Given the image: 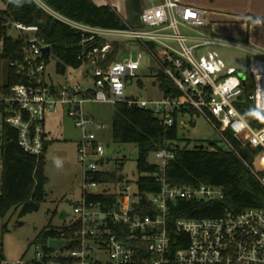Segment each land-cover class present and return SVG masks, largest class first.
I'll use <instances>...</instances> for the list:
<instances>
[{
  "label": "built area",
  "instance_id": "2783aa9c",
  "mask_svg": "<svg viewBox=\"0 0 264 264\" xmlns=\"http://www.w3.org/2000/svg\"><path fill=\"white\" fill-rule=\"evenodd\" d=\"M43 10L76 31L85 40L104 39L100 48L87 52L86 70L91 85L79 83L52 85L44 81L46 62L41 48L49 46L34 25L13 22L11 26L24 37L23 57L16 65L21 75L6 95H0V127L7 124L17 132L20 148L33 155L43 150L44 121L48 114L64 109L80 129L76 156L81 165V194L70 201L72 219L66 223L71 236L63 233L55 239L69 243L59 250L41 245L31 264H264V210L245 208L239 211L224 206L214 216L177 217L168 220L171 204L176 199L222 200L220 186L171 185L164 178V168L174 157L172 149L163 146L153 152L154 171H141L133 183L125 180L96 179L107 172L104 147L95 134L86 129L94 124L91 116L81 111L84 102L126 103L150 111L165 126L178 116L198 114L206 118L220 138L233 150L224 136L226 130L240 146L258 149V165L252 171L264 187V125L253 128L236 108L234 101L242 92V78L233 67H226L217 47H236L247 52L253 91L248 95L253 107L264 111V52L210 33L205 11L175 0L149 2L141 7L139 23L124 21L120 28H103L70 20L34 0ZM27 33H30L29 36ZM124 42L123 52L104 68L95 65L111 42ZM134 46L149 58L146 71L155 77L160 70L177 91L156 99L128 97L130 78L138 76L142 52L130 57ZM50 48V47H49ZM50 52V51H49ZM103 129V125L96 124ZM149 177L159 184L157 191L140 190L138 179ZM132 185V188H131ZM101 187V189H98ZM102 196L104 200L89 197ZM0 264H23L21 260Z\"/></svg>",
  "mask_w": 264,
  "mask_h": 264
},
{
  "label": "trees",
  "instance_id": "16d2710c",
  "mask_svg": "<svg viewBox=\"0 0 264 264\" xmlns=\"http://www.w3.org/2000/svg\"><path fill=\"white\" fill-rule=\"evenodd\" d=\"M52 11L73 21L86 25L103 28H120L124 26L123 19L109 6H97L91 0H38ZM0 61L3 62L0 72V95H6L9 88L16 83L21 75L16 72V65L23 57L24 37H12L8 29L13 22L24 25H34L38 28L50 52L57 58L56 71L63 73L66 66L71 68L82 67L87 61L86 54L92 48H100L104 39H86V34L74 30L62 21L54 18L43 10L34 0H0ZM129 25H136L138 15H133ZM250 21H261L259 18L249 17ZM138 24V23H137ZM124 42H111L108 52L103 57L98 53L95 65L104 68L112 62L119 52H123ZM47 54L43 59L46 62ZM85 70V74H86ZM152 85L156 86L163 95L175 94L171 82L160 70L155 71ZM244 78L242 92L234 104L241 115L253 128L264 125V111L256 110L248 99L253 91L252 76L248 67V59L241 70ZM2 105H0L1 107ZM173 124L163 125L150 111L136 106H127L126 103L113 104L111 117V136L115 141L134 143L137 146L138 156L136 167L141 171H154L155 165L147 162L149 153L160 147L172 149L174 157L164 168V178L171 185L197 186L209 184L220 186L224 196L222 200H184L176 199L168 212L171 222L177 217H203L217 215L226 206L235 211L245 208H259L264 210V187L254 176L252 171L257 170L254 155L258 149L240 146L239 142L226 130L224 136L233 150L222 148L215 143L207 146L188 144L178 146L174 144L178 130V115L172 113ZM49 141H44L43 150L38 155L23 151L17 143V132L7 124L0 127V217H4L10 209H19V216L34 212L45 196L44 175L45 150ZM115 181L116 176L111 173H101L96 179ZM140 190L157 191L159 184L152 178L138 179ZM95 200H104L106 197L92 196ZM4 229V228H3ZM61 231L64 237L71 236V230L62 224L58 227L45 225L35 235L30 244H39L47 250L45 242L55 237ZM2 245L0 242V260H3Z\"/></svg>",
  "mask_w": 264,
  "mask_h": 264
},
{
  "label": "rangeland",
  "instance_id": "374dc122",
  "mask_svg": "<svg viewBox=\"0 0 264 264\" xmlns=\"http://www.w3.org/2000/svg\"><path fill=\"white\" fill-rule=\"evenodd\" d=\"M148 4V1L140 0L141 7ZM131 18L127 17L126 22L131 23ZM137 23L139 17L135 24ZM17 32L12 26L8 29V34L11 36H16ZM139 52H142V58L138 76L129 79L126 94L136 99L159 98L161 92L152 85L153 77L144 67L149 58L137 46L132 48L130 57L136 59ZM217 52L226 67H233L242 75L241 70L245 67L249 56L247 52L236 47H217ZM47 55L43 74V79L47 83L55 86L66 83L92 84L91 78L85 75L83 67L66 66L63 73L57 72L55 67L58 58L51 52ZM2 67L3 62L0 61V72ZM81 111L94 119V124H88L86 129L93 132L97 141L104 147L107 173L115 176L121 174L130 184L133 183L140 174L136 167L137 146L134 143L118 142L112 138L113 104L84 102L81 104ZM178 123V138L174 144L183 146L187 143L192 147L207 146L212 142L219 147L228 148L211 124L201 115L178 116ZM96 124L103 125L104 128H97ZM44 127L49 133L50 140L45 151L43 168L46 177L44 199L34 212L19 216V209H10L4 217H0V242L3 258L8 262L21 260L23 264H31V260L36 257V251L40 248L38 244H30L35 235L47 224L58 227L69 222L73 217L70 201L80 193L82 169L76 156V141L79 140L80 129L75 127L74 120L66 115L64 109L48 114L45 117ZM147 160L153 161L154 155L149 153ZM56 161H60V166H57ZM62 210L68 214L63 219L58 217Z\"/></svg>",
  "mask_w": 264,
  "mask_h": 264
},
{
  "label": "crops",
  "instance_id": "0c3cea01",
  "mask_svg": "<svg viewBox=\"0 0 264 264\" xmlns=\"http://www.w3.org/2000/svg\"><path fill=\"white\" fill-rule=\"evenodd\" d=\"M151 1L157 3L162 2L163 0ZM175 1L182 4L194 5L203 9L208 23L206 29L210 33L264 52V0ZM91 2L97 6H109L120 16L121 19L125 21L127 17L135 15L131 7L130 0H91ZM249 17L259 18L261 21H250ZM27 34L29 36L30 33ZM17 35L18 32L16 36ZM85 70L86 69L84 68V71ZM44 131L45 141L50 142L49 133L45 130V127ZM80 194L81 189L76 198H78Z\"/></svg>",
  "mask_w": 264,
  "mask_h": 264
},
{
  "label": "water",
  "instance_id": "95a60500",
  "mask_svg": "<svg viewBox=\"0 0 264 264\" xmlns=\"http://www.w3.org/2000/svg\"><path fill=\"white\" fill-rule=\"evenodd\" d=\"M131 3V7L133 12L136 15H139L140 11H141V6H140V0H130ZM50 51L49 46H44L41 48V54H48ZM90 70L92 69V65H90L89 67L86 68V70ZM244 81V78H242V83ZM123 178V175L119 174L116 176V181H120ZM68 214L62 210L60 211L58 217L63 219L67 216ZM69 243V240L66 239H55V238H49L47 240V247L50 249H54V250H59L61 248L62 245Z\"/></svg>",
  "mask_w": 264,
  "mask_h": 264
},
{
  "label": "clouds",
  "instance_id": "9594fccd",
  "mask_svg": "<svg viewBox=\"0 0 264 264\" xmlns=\"http://www.w3.org/2000/svg\"><path fill=\"white\" fill-rule=\"evenodd\" d=\"M16 3H21V0H15ZM57 166H60V161H56Z\"/></svg>",
  "mask_w": 264,
  "mask_h": 264
}]
</instances>
